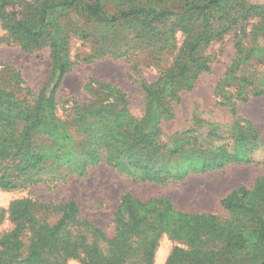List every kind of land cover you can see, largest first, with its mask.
<instances>
[{
    "label": "trees",
    "instance_id": "1",
    "mask_svg": "<svg viewBox=\"0 0 264 264\" xmlns=\"http://www.w3.org/2000/svg\"><path fill=\"white\" fill-rule=\"evenodd\" d=\"M14 6L19 7L17 12ZM71 11L108 29L103 54L174 51L160 78L143 82L144 117L136 118L122 91L107 81H97L88 100L73 99L59 113L56 90L72 66L70 26L60 16ZM0 21L27 52L48 44L52 67L38 92L24 87L11 68L0 69V188L4 190H25L71 174L83 176L101 162L139 182L183 178L188 170L174 157L178 148L165 151L166 145L159 142L161 123L172 118L181 89H192L189 81L210 71L205 49L232 31H239V51L224 83L238 81L250 87L239 92L243 101L264 94V76L259 80L254 74L238 75L235 69L246 41L264 39V6L249 0H0ZM232 129L239 142L259 139L252 125L236 121ZM209 135L216 136L217 128ZM241 157L203 153L198 161L202 170H212L231 161L249 162ZM221 205L228 212L226 218L180 212L168 198L142 201L126 192L114 214L115 235L108 237L80 216L76 199L45 202L29 193L5 210L12 228L0 232V264H67L72 258L84 264H154L167 219L179 222L173 236L180 245L165 264H264V175L251 188L231 191ZM154 209L160 211L155 229L148 221ZM51 217L55 218L50 221Z\"/></svg>",
    "mask_w": 264,
    "mask_h": 264
},
{
    "label": "rangeland",
    "instance_id": "2",
    "mask_svg": "<svg viewBox=\"0 0 264 264\" xmlns=\"http://www.w3.org/2000/svg\"><path fill=\"white\" fill-rule=\"evenodd\" d=\"M249 2L264 6V0ZM110 8L113 12L115 7L111 5ZM13 10L17 12L19 7L14 6ZM60 18L70 26L72 66L56 90L59 113L72 104L73 99L88 100L97 81H107L122 91V99L136 118L144 117L146 96L143 82H156L171 63L174 51L166 49L159 54H151L139 49L124 56L103 54V50H107V47L103 49V36L108 34L103 24L88 21L72 11L63 12ZM251 27L248 25L247 30ZM237 34L238 30L232 31L205 49V54L210 57V71L202 72L195 81L190 80L192 89H181L179 102L172 105V118L161 123L159 142L166 145L165 151L178 148L179 153L174 157L181 168L188 170L183 178L164 183L139 182L101 162L90 166L83 176L71 174L61 180L48 179L25 190L0 188V232L12 228L5 211L9 204L29 193L45 202L76 199L80 216L108 237L115 235L114 214L126 192L133 193L142 201L168 198L180 212L212 213L226 218L228 212L222 207L221 200L240 186L253 187L256 180L264 175V94L250 96L243 101L239 92H248L250 87H242L238 81H231L228 85L224 83L228 67L238 57ZM245 48L242 61H236L237 74H254L260 80L264 76V39L259 38L256 42L247 40ZM252 48L253 53L244 60ZM50 52L48 44L32 52L23 50L20 43L2 28L0 21V69L9 67L18 73L24 87L38 92L48 82L52 68ZM218 84L224 86L222 91L217 88ZM233 107L236 109L234 113ZM236 121L245 126L252 125L258 130L259 139L247 143L235 140L232 126ZM213 128H217L216 136L209 135ZM203 153H214L219 158L240 155L248 158L249 162L231 161L220 168L202 170L198 157ZM149 212L151 228H158L159 209ZM55 217H51L50 221ZM163 226L165 231L160 237L154 264H165L173 248L180 245V241L173 236L179 222L167 219ZM103 247L105 244H101L102 250ZM67 264L84 263L72 258Z\"/></svg>",
    "mask_w": 264,
    "mask_h": 264
}]
</instances>
